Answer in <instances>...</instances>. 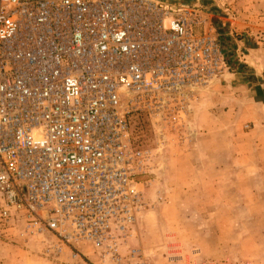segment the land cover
<instances>
[{
    "label": "built area",
    "instance_id": "1",
    "mask_svg": "<svg viewBox=\"0 0 264 264\" xmlns=\"http://www.w3.org/2000/svg\"><path fill=\"white\" fill-rule=\"evenodd\" d=\"M185 5L157 0H0V228L84 245L107 264H148L134 237L158 140L188 139L200 90L225 71L217 39ZM73 247V248H72Z\"/></svg>",
    "mask_w": 264,
    "mask_h": 264
},
{
    "label": "rangeland",
    "instance_id": "2",
    "mask_svg": "<svg viewBox=\"0 0 264 264\" xmlns=\"http://www.w3.org/2000/svg\"><path fill=\"white\" fill-rule=\"evenodd\" d=\"M157 1L202 16L196 31L217 39L225 71L191 104L185 142L158 140L143 113L130 117L134 145H160L161 154L159 171L141 178L145 208L120 255L134 248L148 264H264V106L234 108L227 75L264 61V0ZM195 146L199 155H189ZM22 225L15 219L5 233L0 228V264H107L87 246L21 235Z\"/></svg>",
    "mask_w": 264,
    "mask_h": 264
},
{
    "label": "crops",
    "instance_id": "3",
    "mask_svg": "<svg viewBox=\"0 0 264 264\" xmlns=\"http://www.w3.org/2000/svg\"><path fill=\"white\" fill-rule=\"evenodd\" d=\"M251 60L255 61L254 58ZM253 61L246 62L253 68L247 67V71H238L239 69H236L232 74H227L231 83L229 89L230 91L232 90L236 93V95L232 96L234 108L237 104L240 105V109L242 110H249L255 107L259 108L264 106V61H255L256 63ZM218 98L219 95L214 96L213 102H216L215 107H217V104L221 102ZM213 136L219 143L220 132L217 131L216 134L214 132ZM214 139L213 152L215 150ZM196 153L199 155V149L197 146L190 150L189 155Z\"/></svg>",
    "mask_w": 264,
    "mask_h": 264
},
{
    "label": "trees",
    "instance_id": "4",
    "mask_svg": "<svg viewBox=\"0 0 264 264\" xmlns=\"http://www.w3.org/2000/svg\"><path fill=\"white\" fill-rule=\"evenodd\" d=\"M129 122H130V119H129Z\"/></svg>",
    "mask_w": 264,
    "mask_h": 264
}]
</instances>
